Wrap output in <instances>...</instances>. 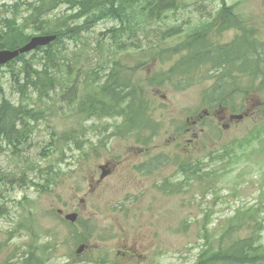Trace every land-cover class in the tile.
<instances>
[{"label": "bare ground", "instance_id": "bare-ground-1", "mask_svg": "<svg viewBox=\"0 0 264 264\" xmlns=\"http://www.w3.org/2000/svg\"><path fill=\"white\" fill-rule=\"evenodd\" d=\"M214 3H217V8ZM105 7L111 11L107 12ZM67 10H79L75 13L76 17L89 20L88 27L77 29L75 26H83L84 23L76 25L68 18L52 22L47 21V16H42L32 19L31 24L25 23V38H20V44L25 46L33 37L46 40L47 37H55L56 41L57 36L47 32L66 29L76 34V37L63 40V44L58 46L61 54L66 41L79 39L87 41V45L92 47L98 58L105 59L84 74L75 66L60 61L61 64L69 65L71 74L66 78L61 76L67 87L54 91L58 102L61 103L56 108L62 113L76 112L77 117L85 121L102 118L119 120L114 127L101 126L99 131H112V136L131 138L139 145L140 164L134 167V171L141 177H148L155 170L173 165L177 181L173 183L163 179V184L160 185L161 180L158 179L155 186L159 190L155 191L176 194L180 190L192 188L193 186L183 181L184 176L192 172L206 176L202 186L204 192L216 195L227 174V171L221 170L234 166L241 156L250 158L257 154L264 162V155L257 153H264V36L259 27V21L262 23L264 19L253 16L257 20L255 24L252 16L243 14L240 2L228 4L227 0H203L194 5L178 3L177 0H136L133 3L124 0H79L68 5ZM14 22L23 23L21 17H14ZM106 22L112 26L93 35L97 26ZM30 29L37 34H29ZM86 34H90V42L86 40ZM226 34H230L227 39ZM45 47L47 45L39 46L35 50ZM8 49L0 42V52L14 51ZM43 53L40 51L36 55H23H27L26 60L33 62L35 59L40 61ZM151 62H157L159 67L149 78H142L132 72V69L141 70ZM17 67L19 68V65ZM17 67L11 65L6 70L0 69V80L7 72L9 75L13 74L11 79L18 100L13 102L2 93L0 104L14 107L18 112L27 109L30 112H38L39 115H24L23 118L28 124L23 126L21 134L0 135V142L6 148L4 152H0V157L9 151L16 158L23 155L25 146L34 147L31 137L38 126L41 130L44 129L45 133L49 132L46 125L48 98H43L42 105L33 97H22L21 95L27 93L22 91L25 84L18 80L20 71ZM44 73L41 78L24 76L23 79L27 84L33 85L37 92H44L47 90V70ZM196 86L203 88L197 105L192 102L189 106L178 109L173 117L159 112V102L167 97L165 91L171 90L174 94H180ZM20 100H23L27 107L20 106ZM245 120H253L247 134L240 139L225 142L223 134ZM20 123L21 120L17 117V124ZM94 129L95 125L85 126L82 131L65 132L58 139L64 146L77 150L94 149V145L102 148L83 140L92 134ZM162 135L168 137L166 145ZM54 139L55 133L51 132L49 145L44 146L43 142V146L37 145L35 151H42L47 159L53 153L59 154L53 151L57 149L53 143ZM209 139L218 143V146L211 148L204 157H200L199 170L193 166V162L183 160L194 156V143L196 146L198 142ZM185 148L187 149L183 152ZM35 151L33 149L31 153L35 155ZM61 157L64 161L63 155ZM174 158L178 160L176 164L173 163ZM59 163L47 166L39 176L36 171L30 169L32 164H27L26 170L16 172L0 167V190L5 185H18L24 189L34 187L38 193L47 194L63 175ZM99 170L100 181L111 173V168L107 165L100 166ZM209 178L212 181H207ZM8 201V198L1 196L0 220L5 218L12 222L10 208L6 205ZM241 208L245 211L253 210L252 214L241 215L233 211L232 215L218 220L217 224L213 223L214 220L211 224L212 215L205 214V221L198 231L202 244L197 250L193 264H199L202 254L209 257L215 252L222 253L223 257L211 264L264 263L262 212L253 205ZM116 209L122 212V204ZM56 213L63 224L79 226L82 229L83 234L72 232L71 237L76 249L67 259L73 258L72 264L83 263L78 250L82 248L90 252L91 248L85 242L88 241L94 225L87 227V222H83L77 213L69 215L61 210ZM33 221L32 208L21 205L18 219L13 221V226L5 233L9 239L26 233L30 243L27 244L26 250L7 258L5 264H47L49 246L47 242L40 243V238L45 237V234L37 230ZM137 239L138 241H134L138 244L139 241L145 243L144 238ZM247 240L252 242V247L247 246ZM154 247L155 257L160 258L158 246ZM53 248L52 246L49 249ZM145 251L146 249L139 254L130 251L133 257L128 256L129 252L120 250L106 252L96 258L99 260L96 264H117L118 261L120 264H159L156 260H150V256L138 258ZM235 251H241L240 258L230 257L229 253ZM227 253L229 257L226 256Z\"/></svg>", "mask_w": 264, "mask_h": 264}, {"label": "rangeland", "instance_id": "rangeland-1", "mask_svg": "<svg viewBox=\"0 0 264 264\" xmlns=\"http://www.w3.org/2000/svg\"><path fill=\"white\" fill-rule=\"evenodd\" d=\"M15 1L0 0V22L5 15L3 4L8 7ZM197 1L203 0H177L178 3L192 5ZM36 2L37 0L19 1L24 16H30V13L26 11L28 4L35 5ZM227 2L228 4L240 2L243 14L247 17L252 16L251 19L255 24L257 20L253 16H258L260 20L264 19V0H227ZM204 5L207 6V3ZM214 6L217 8V3H214ZM68 15L69 11L65 5L59 6L54 12H47V17L66 18ZM82 22L81 18L74 20V24H82ZM259 23L264 36V22L259 21ZM111 26L108 22L102 23L93 31V35L104 32ZM28 32L37 34L32 29ZM85 36L90 42V34ZM228 37L230 34H226V39ZM161 47L163 48L162 45ZM62 54V61L78 68L81 74L105 60L98 58L92 47L87 45V41L79 39L66 41ZM35 64L38 67L37 63ZM158 67L157 62H151L133 73L142 78H149ZM2 69L6 70V67ZM66 73L67 69L60 66L59 77L64 75L62 78H66L68 76ZM58 84L57 90H64L67 87L61 78ZM0 89V98L3 93L13 102L18 100L8 72L0 80ZM202 89L201 86H196L180 94H174L168 89L170 91L164 92L166 99L159 102V112L173 117L176 116L178 109L187 107L192 102L197 105ZM31 96L35 99L33 94ZM59 104L61 103L54 94L47 99L46 125L49 132L45 133L44 129L41 130L38 126L31 137L34 147L25 146L23 155L16 158L9 151L0 157V167L3 170L22 171L26 170L27 164H32L30 169L36 171L37 176L44 173L47 166L57 165L60 162L63 175L47 194L38 193L34 187L24 189L18 185L14 187L5 185L0 190V201L1 196L9 199L6 205L10 208V217L13 221L18 219L21 205L25 204L27 208H32L34 226L45 234V237L40 238V243L47 242L49 248L54 247L47 248V264H64L65 262L72 264L73 258L67 259L68 255L74 254L76 249L71 234L72 232L83 234L79 226L63 224L57 217V210H61L64 214L77 213L83 222H87V227L91 228L94 225L88 241L85 242L91 248L90 252L84 251L79 255L83 261L80 264H96L99 262L96 259L99 255L116 250L129 252L128 256L133 257L130 251L134 243L146 248V251L138 258L150 256V260H156L159 264H193L197 250L202 244L198 231L205 221L206 213L212 215L211 224H217L218 220L228 218L236 209L253 205L262 212L264 217V162L259 155L255 154L250 158L241 156L234 166L221 170L227 171V174L216 195L206 194L202 187L203 181L192 176L191 172L184 176L183 181L193 186L192 188L180 190L176 194L158 193L155 191L159 190L155 186L158 179L161 180L160 185L163 184V179L173 183L177 181L173 165L155 170L148 177L139 176L134 171V167L140 164L139 145L131 138L112 136V131H99L101 126L114 127L119 120L102 118L84 121L73 111L64 113L58 111L56 106ZM252 123L253 120H245L236 125L223 134V140L229 143L233 139L244 137L252 127ZM89 125H95V129L83 140L102 148L94 145V149L77 150L74 147L64 146L58 139L65 132L82 131ZM51 132L55 133L53 143L57 147L53 151L59 154L53 153L47 159L42 151H35V149L39 144L49 145ZM161 138L166 145L169 141L168 137L162 135ZM217 146L218 143L211 139L198 142L196 146L194 143L192 150L194 156L183 158V160L188 159L194 163L195 167L201 156L204 157L211 148L215 149ZM33 149L35 155L32 154ZM134 151L137 153L134 154ZM257 153L264 155L263 152ZM177 161L173 159L174 164ZM102 165L111 168L110 175L103 178L104 181L103 179L100 181L99 167ZM91 188L94 190H90ZM119 204H122V212L116 209ZM212 220H214L213 223ZM13 221L5 218L0 220V264H5V260L12 254L26 250L27 244L30 243L26 233L14 239L8 238L5 232L11 229ZM137 238H144L145 243L139 241L141 244H138L134 241H138ZM154 245L158 246L157 252L160 258L155 257ZM16 249L18 251L14 252ZM117 264H120L119 261Z\"/></svg>", "mask_w": 264, "mask_h": 264}, {"label": "trees", "instance_id": "trees-1", "mask_svg": "<svg viewBox=\"0 0 264 264\" xmlns=\"http://www.w3.org/2000/svg\"><path fill=\"white\" fill-rule=\"evenodd\" d=\"M20 0H16L14 3L9 5L8 7H5L4 5L2 8L5 10V15L1 19V27H0V42L4 43L9 49L8 50H17L21 48L23 45L20 44V38L24 37V26L26 25L25 23H32V19H37L38 17L42 16H47V12H54L59 6L65 5L66 8L68 5L79 1V0H37L35 5L28 4L29 7L26 9L28 13H30V16H24V12H21L22 5L19 3ZM88 1V0H85ZM136 0H124V2H135ZM82 9V8H81ZM79 9V10H81ZM107 12H110L108 8H104ZM79 10H67L69 11V15L66 18H63V16L59 17H47V21H64L67 18L77 20L80 19L76 17V12ZM14 17H21L23 23H15L14 22ZM48 23V22H47ZM84 25L83 26H75L77 29H82V28H87L89 25V20L85 19L83 20ZM64 24V23H63ZM79 25V24H76ZM36 32V31H35ZM47 33H50L49 35H56L57 39L53 43H50L47 45L45 48H41L38 50L33 51L30 54H38L40 51L44 52L42 55V59L39 61L38 59H35L33 62L28 61L25 59L27 55H21L17 59L9 62L5 67L15 65L16 67L19 65V71L20 73L18 74V80L22 83L25 84V86L22 87V91L27 93L25 95H21L22 97L31 99L33 94L35 96V100L39 102L40 104L43 105V98L47 97L50 98L52 94H54L55 90L58 88V83L59 77L58 71H59V66H65L66 69H68L66 75H70V69L69 65H64L59 63L62 61L63 56L60 53L58 46L63 44V40L65 38H74L76 37V34H72L66 29H61L59 31H49ZM22 60V62H21ZM38 67L36 66V64ZM2 69V67H0ZM47 70V90L44 92H37L36 88L33 85L27 84L26 80L23 79L24 76H29L31 78L37 77L41 78L45 74L44 72ZM136 71V69H132V72ZM43 73V74H42ZM13 77V74H10V79ZM12 81V79H11ZM13 84V83H12ZM16 90V88H14ZM20 103L22 105L27 107V104L23 102V100H20ZM69 105V103L67 104ZM26 113L29 114H34V115H39L38 112H30L27 109L24 112H18L14 109V107H10L7 105H2L0 104V135L2 134H7V133H12L15 135H19L22 133L23 126L28 124V121L24 119V115H27ZM76 114V112H74ZM97 114L101 115L99 111H96ZM17 117L21 120V123L18 125L17 124ZM3 143L0 142V152H4L6 148L2 145ZM5 144V143H4ZM5 146L9 147L8 145L5 144ZM199 162L195 165L197 170H199ZM196 170V171H197ZM188 173V172H187ZM186 173V174H187ZM192 173V172H191ZM192 176H196L199 180L205 181L206 176H204L202 173L199 175H196L194 173L191 174ZM189 180V179H186ZM207 181H212V179H208ZM257 209V208H256ZM260 211L259 209H257ZM238 214H252L253 210H248L245 211L243 208L236 209ZM216 239V238H215ZM247 246L252 247V242L250 240L246 241ZM242 250V249H241ZM231 258H240L241 256V251H235L234 253H229ZM228 256V253L226 255ZM223 257V254L220 252H215L211 256H203V254L199 257L200 261L199 264H211L215 260L220 259ZM264 262V261H263Z\"/></svg>", "mask_w": 264, "mask_h": 264}, {"label": "water", "instance_id": "water-1", "mask_svg": "<svg viewBox=\"0 0 264 264\" xmlns=\"http://www.w3.org/2000/svg\"><path fill=\"white\" fill-rule=\"evenodd\" d=\"M54 39H55V37H47V40L45 38L34 37V38L30 39V41L25 46H23L17 50L2 51V52H0V66H5L6 64H8V62L17 58L19 55L30 53L39 46L48 45L52 41H54ZM69 215H71V214H69ZM69 215H67V216H69ZM82 250H83L82 248H79L78 253H81Z\"/></svg>", "mask_w": 264, "mask_h": 264}, {"label": "flooded vegetation", "instance_id": "flooded-vegetation-1", "mask_svg": "<svg viewBox=\"0 0 264 264\" xmlns=\"http://www.w3.org/2000/svg\"><path fill=\"white\" fill-rule=\"evenodd\" d=\"M144 249H146V248H144L143 246H139V245L136 244L131 249V252L134 253V254H139V252H142Z\"/></svg>", "mask_w": 264, "mask_h": 264}]
</instances>
